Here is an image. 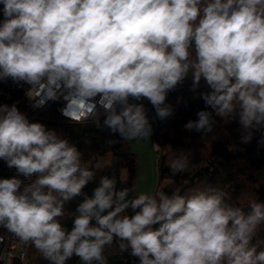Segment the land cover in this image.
<instances>
[{
	"label": "clouds",
	"instance_id": "obj_1",
	"mask_svg": "<svg viewBox=\"0 0 264 264\" xmlns=\"http://www.w3.org/2000/svg\"><path fill=\"white\" fill-rule=\"evenodd\" d=\"M0 81L28 85L34 108L79 102L97 127L125 141L150 142L147 100L156 117L173 115L170 92L202 82L205 109L184 128L214 132L215 117L237 121L240 141L264 145V0H0ZM36 92L39 99L32 93ZM210 109V110H208ZM66 114V106L60 109ZM214 114V115H213ZM103 115V123L100 117ZM215 138V135L212 136ZM116 139H109V145ZM77 145L0 103V228L31 244L49 264H107L116 244L138 264H264L252 244L264 202L248 210L223 190L132 195L114 177L84 166ZM188 155L172 159L175 174ZM81 197L74 212L66 204ZM70 219L71 228L62 220Z\"/></svg>",
	"mask_w": 264,
	"mask_h": 264
},
{
	"label": "trees",
	"instance_id": "obj_2",
	"mask_svg": "<svg viewBox=\"0 0 264 264\" xmlns=\"http://www.w3.org/2000/svg\"><path fill=\"white\" fill-rule=\"evenodd\" d=\"M191 78L185 80L182 86L170 92L167 103L173 107V115L165 120L155 117L151 123L153 136L158 145L157 165L159 186L157 191L167 194L179 192L188 195L194 190L218 189L228 192L232 203L248 210L252 201L264 202V145L258 142L261 132H255L248 144L240 141L239 124L237 121L225 123L215 117L217 124L213 133L204 139L201 132H189L184 128L188 120L197 119L196 113L205 109L200 93L210 91L203 84L196 92L190 90ZM16 99L0 103L11 105ZM145 104L153 109L151 104ZM210 110V109H208ZM214 115V114H213ZM32 122H41L58 134L67 137L77 145L82 152L84 166L95 173L93 182L84 189L91 195L99 178L103 175L114 177L117 188L128 187L134 189L132 195L139 194L136 180L139 171V160L132 152L129 142L110 134L107 129L97 127L96 119L83 122L66 121L57 111V104L43 111ZM101 124L103 118H100ZM215 135V138L212 136ZM109 139H116V143L109 145ZM188 155L190 164L187 171L173 174L169 168L172 159ZM81 197L66 204L68 212H74ZM71 228V220H62ZM252 244L259 251L264 247V225H261ZM107 264H138L129 252H121L116 244L106 247L104 252ZM79 258L73 257L67 264H77ZM20 264H49L42 255L31 245L27 259Z\"/></svg>",
	"mask_w": 264,
	"mask_h": 264
},
{
	"label": "built area",
	"instance_id": "obj_3",
	"mask_svg": "<svg viewBox=\"0 0 264 264\" xmlns=\"http://www.w3.org/2000/svg\"><path fill=\"white\" fill-rule=\"evenodd\" d=\"M2 8V5H0ZM0 19H3L2 12H0ZM28 90V85L17 84L11 79L7 81H0V100L11 101L16 99V104L21 112L27 114L29 120L38 117L43 111L57 104V111L60 116L66 121L83 122L95 119L89 113L93 109V104L88 103L83 108H80L79 102H69L65 105L63 100L48 101L42 108H34L35 101L26 96L25 91ZM32 95L39 99V95L33 92ZM143 103L150 104L147 100ZM66 106V114L63 115L60 109ZM100 118H103L101 115ZM15 169H9L3 160H0V178H9L15 175ZM31 244H21L16 237L8 233L6 229L0 228V264H20L24 263L27 259L28 251Z\"/></svg>",
	"mask_w": 264,
	"mask_h": 264
},
{
	"label": "rangeland",
	"instance_id": "obj_4",
	"mask_svg": "<svg viewBox=\"0 0 264 264\" xmlns=\"http://www.w3.org/2000/svg\"><path fill=\"white\" fill-rule=\"evenodd\" d=\"M148 109V108H147ZM150 122L156 117L154 109H148ZM132 152L139 160V171L136 180V188L139 194H153L159 186L157 149L158 145L152 134L151 141H128ZM77 264H83L78 261Z\"/></svg>",
	"mask_w": 264,
	"mask_h": 264
},
{
	"label": "crops",
	"instance_id": "obj_5",
	"mask_svg": "<svg viewBox=\"0 0 264 264\" xmlns=\"http://www.w3.org/2000/svg\"><path fill=\"white\" fill-rule=\"evenodd\" d=\"M190 78V77H189Z\"/></svg>",
	"mask_w": 264,
	"mask_h": 264
}]
</instances>
